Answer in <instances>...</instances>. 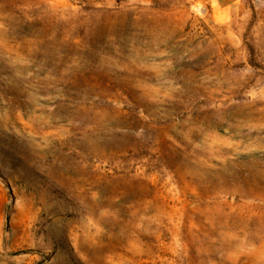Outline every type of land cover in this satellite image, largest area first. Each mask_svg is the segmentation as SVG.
<instances>
[{"label": "rangeland", "instance_id": "obj_1", "mask_svg": "<svg viewBox=\"0 0 264 264\" xmlns=\"http://www.w3.org/2000/svg\"><path fill=\"white\" fill-rule=\"evenodd\" d=\"M0 264H264V0H0Z\"/></svg>", "mask_w": 264, "mask_h": 264}]
</instances>
